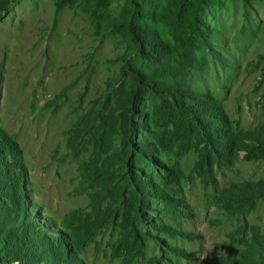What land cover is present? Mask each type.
I'll list each match as a JSON object with an SVG mask.
<instances>
[{"label": "rangeland", "instance_id": "1", "mask_svg": "<svg viewBox=\"0 0 264 264\" xmlns=\"http://www.w3.org/2000/svg\"><path fill=\"white\" fill-rule=\"evenodd\" d=\"M70 1L18 0L0 19V139L13 149L0 162V231L19 235L16 260L0 264L233 263L252 231L264 235V197L243 210L228 193L264 180V160H246L234 143L264 126V0L201 7L184 86L217 101L219 135L199 123L156 126L164 98L147 94L131 139L114 111L130 85L123 69L150 64L121 30ZM170 2L109 0L105 14L143 11L172 43L158 15Z\"/></svg>", "mask_w": 264, "mask_h": 264}, {"label": "trees", "instance_id": "2", "mask_svg": "<svg viewBox=\"0 0 264 264\" xmlns=\"http://www.w3.org/2000/svg\"><path fill=\"white\" fill-rule=\"evenodd\" d=\"M87 7L86 13L94 23H107L121 30L132 43L137 54L149 62L150 70L146 73L129 65L123 73L130 78L129 87H125L116 101L115 112L129 121L127 128L128 138L136 136L140 128L142 112L138 109L143 97L147 94L155 98H164L153 114L156 126H165L168 123L182 122V124L198 126L210 134L219 135L217 126L226 125L225 115L217 101L210 95L203 99L201 95L184 86L185 78L196 63V51L201 37L200 23L201 7L207 0H172L167 7L160 11L159 21L167 23L171 31L173 42L165 41L161 34L151 25L142 22L141 13L131 8L130 15L114 18L106 15L109 0H80ZM18 0H0V19L7 15ZM70 0H58V6H64ZM103 7V8H102ZM136 140V137L134 138ZM221 144L230 146L231 137L222 136ZM0 162L4 159V150L8 155L13 149L0 139ZM140 142H142L140 140ZM234 143L239 151L246 153V160H264V126L253 132L240 133ZM133 144V143H132ZM140 149L145 151L146 144L139 143ZM16 171L14 170V174ZM7 174V173H6ZM145 191V189H144ZM231 193L234 203H240L243 210L253 207L256 200L264 197V180L247 182L234 188ZM227 194V193H226ZM230 201V200H229ZM247 208V209H246ZM3 226H0V229ZM0 231V262L7 263L16 260L12 248L14 236L10 227ZM253 236L245 243V251L231 264H264V235L256 230ZM18 244L25 247V239ZM15 256V258H14ZM21 264H29L21 261Z\"/></svg>", "mask_w": 264, "mask_h": 264}]
</instances>
